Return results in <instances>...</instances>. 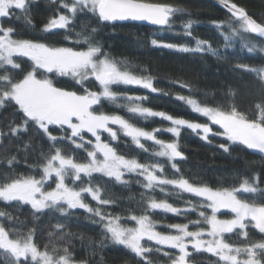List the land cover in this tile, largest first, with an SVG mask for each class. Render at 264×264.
Instances as JSON below:
<instances>
[{"label": "snow or ice", "instance_id": "snow-or-ice-1", "mask_svg": "<svg viewBox=\"0 0 264 264\" xmlns=\"http://www.w3.org/2000/svg\"><path fill=\"white\" fill-rule=\"evenodd\" d=\"M38 2L0 0V167L5 169L0 180V204L16 212L27 206L34 220L50 217L55 223L48 232V243L41 249L35 239L36 228L21 231L17 227L19 217L0 208L3 264H84L74 258L75 234L67 230L77 210H83L99 226L101 248L106 242L122 246L133 254L136 264H156L158 254L166 258L164 264H196L190 259L193 253L217 257L215 264H264V187L260 177L222 188L195 184L183 175L168 178L164 164L128 158L112 143L121 136L128 138L144 153L164 158L176 173L181 172L177 161L185 159L178 143L181 129L191 130L208 143L222 137L218 147L226 153L237 150L232 145H239L264 154V102L256 104L257 114L249 118L234 104L225 108L198 101L191 86L181 83L189 94L175 99L206 118L201 123L155 111L144 106L146 95L121 90L133 87L163 92L150 75L135 74L104 51L96 40L101 27L147 22L171 28L174 16L185 10L153 0H46L54 6L55 14L38 29L44 35L22 38L11 21L23 19L31 26L32 6ZM220 3L229 14L228 20L215 24L225 49L235 48L238 41L241 50L264 53V23L231 0ZM81 21L84 23L77 30ZM191 29L192 21L188 20L183 32L194 39V46L156 39L151 45L227 59L210 41L193 37ZM55 35L73 46L48 43ZM234 69L255 74L264 88V67L236 63ZM108 106L124 109L130 118L106 111ZM133 118H159L170 126L146 130ZM161 131L177 139L165 142L157 136ZM36 140L41 156L33 164L29 155L37 150ZM144 142L158 148L150 152ZM21 161L26 172L19 171ZM96 174L106 178L104 185L123 187L129 186L135 176V183L144 190L139 212L116 215L109 211L117 201L101 194ZM166 186L179 190L177 194H188L183 208L155 198L156 190L168 194ZM157 213L182 216L185 222L165 224L169 231H161L154 219ZM193 214L195 218H191ZM220 214L231 215L221 218ZM253 230L260 234L259 239L253 238Z\"/></svg>", "mask_w": 264, "mask_h": 264}, {"label": "trees", "instance_id": "trees-1", "mask_svg": "<svg viewBox=\"0 0 264 264\" xmlns=\"http://www.w3.org/2000/svg\"><path fill=\"white\" fill-rule=\"evenodd\" d=\"M153 2L171 4L174 7L183 8L185 11L174 16L175 23L171 28L155 29L135 24H122L115 27L110 25L107 28L101 27L96 36V40L112 58L121 62L122 66L127 67L128 70L137 75H150L155 86L162 89L163 92L151 93L145 89L133 87L127 89L121 87V90L136 95H146L148 99L143 102L144 106L155 111H164L176 118L202 123L206 118L193 113L187 105L175 99L177 95L189 94L187 87H180V84L184 83L191 86L193 97L202 103H208L210 106L223 105L225 108L234 104L249 118L254 117L257 114L256 104L264 102V88L258 83L255 74L235 70L234 65L244 63L254 67H264V56L257 52L247 53L240 47L225 49L224 41L216 30L215 24L228 20L229 16L208 0H153ZM231 2L243 7L257 22L264 23V0H231ZM53 7V5L46 3V0H39L32 6L31 26L26 24L23 19H13L11 24L22 38L36 39L42 37L44 34L38 29L42 28L47 20L55 14L52 10ZM188 20L192 21L193 37L210 41L213 47L220 49L222 54L227 57L226 60H217L209 55H193L151 45V40L156 39L161 43L194 46V39L184 35L183 32V25ZM82 23L84 22H78L77 30ZM47 42L55 43L57 46H73L70 41L64 40L59 35L50 36ZM62 86L67 87L68 85ZM164 92L168 95H164ZM106 111L130 118L129 114L122 108L108 106ZM133 122L146 130L157 127L163 129L170 126L169 122L159 118H152L148 121L133 118ZM157 136L165 142H172L177 139L166 131L157 133ZM220 142H223L222 137H214L212 143H208L201 140L191 130L181 129L178 143L185 159L177 161L181 170L180 173L171 169L164 158L154 157L137 149L128 138L121 136L119 141L112 143L117 146L119 153L128 158H137L141 162L164 164V175L168 178H179L180 175H183L192 183L222 188L238 186L243 179L248 178L251 181L254 176H258L261 178L260 185L264 187V159H262L264 154L239 145H232L231 147L237 150L226 153L218 147ZM144 143L150 152L153 148H158L151 142ZM34 144L37 150L29 155V163L33 164L41 156L40 142L36 140ZM84 155L81 153L82 157ZM19 171H27L23 161L19 165ZM4 172L5 169L0 167V180L3 179ZM104 179L106 178H101L96 174L97 186L102 188L101 194L105 198L117 201L115 205L108 207L109 211L116 215H124L133 210L139 212L141 207L140 194L144 190L135 183V176L131 177L127 187L114 183L104 185ZM166 187L168 194L165 195L156 190L155 198L158 200L167 199L174 206L183 208L188 194H177L179 190L172 189L171 186ZM192 199L195 200L196 198ZM88 201L95 206V202L91 201L90 197H88ZM0 208H6L13 215L19 217L20 224L17 227L21 231L35 227L36 243L43 249L49 241L48 232L51 230V225L55 223L54 220H51L50 217L34 220L29 214L27 206L19 212L7 208L3 204H0ZM208 211L210 213V210ZM77 212L78 215L72 218L67 230L75 234L72 250L74 258L78 262L83 261L84 264H136V258L133 254L122 246L106 242V246L101 248L102 236L99 226L93 224L88 218V214L84 213L83 210H77ZM220 215L221 218H230L231 214ZM191 218H195V214ZM154 219L159 222L158 230L161 231H169L163 227L165 224L185 222V217L173 216L171 213H157L154 215ZM252 235L254 239L260 237V234L254 230ZM189 251H192L191 248ZM190 259L196 261V264H215L218 258L208 253H193ZM165 260L166 258L162 254L156 256V264H164ZM0 264H3L2 259H0Z\"/></svg>", "mask_w": 264, "mask_h": 264}, {"label": "water", "instance_id": "water-1", "mask_svg": "<svg viewBox=\"0 0 264 264\" xmlns=\"http://www.w3.org/2000/svg\"><path fill=\"white\" fill-rule=\"evenodd\" d=\"M208 1L216 4L218 6V8H220L222 11H224L229 16V14L227 13L226 9H224L223 6L221 5L220 0H208ZM122 24H135V25H141V26L151 27V28H155V29H162L159 26L151 25V24H149L147 22H120L117 25H122ZM253 38L259 39V38H256V37H253Z\"/></svg>", "mask_w": 264, "mask_h": 264}, {"label": "rangeland", "instance_id": "rangeland-1", "mask_svg": "<svg viewBox=\"0 0 264 264\" xmlns=\"http://www.w3.org/2000/svg\"><path fill=\"white\" fill-rule=\"evenodd\" d=\"M246 35V34H245ZM255 39V38H254ZM236 47H240V44H239V42L237 41L236 42ZM245 51L247 52V50L245 49ZM248 53V52H247ZM257 53H259V52H257ZM259 54H261L262 56H264V53H259Z\"/></svg>", "mask_w": 264, "mask_h": 264}]
</instances>
